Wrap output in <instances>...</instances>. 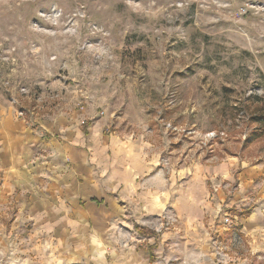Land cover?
<instances>
[{
    "label": "rangeland",
    "instance_id": "rangeland-1",
    "mask_svg": "<svg viewBox=\"0 0 264 264\" xmlns=\"http://www.w3.org/2000/svg\"><path fill=\"white\" fill-rule=\"evenodd\" d=\"M254 104H264V0H0V117L105 124L155 162L154 189L201 200L203 224L226 229L223 252L249 264L240 219L264 216V135L247 142ZM3 199L0 264H74L14 194ZM175 218L164 211L144 234L180 232Z\"/></svg>",
    "mask_w": 264,
    "mask_h": 264
},
{
    "label": "crops",
    "instance_id": "crops-1",
    "mask_svg": "<svg viewBox=\"0 0 264 264\" xmlns=\"http://www.w3.org/2000/svg\"><path fill=\"white\" fill-rule=\"evenodd\" d=\"M76 122L25 124L11 113L0 117V200L14 194L40 237L71 263L249 264L223 252L226 229L211 217L203 224L201 200L190 202L187 190L174 199L172 191L152 187L157 166L131 152L134 144L104 134L105 124ZM167 210L180 232L155 228L145 235L153 229L145 225L155 218L157 226ZM240 225L253 264H264V216L244 217ZM213 238L222 242L216 247ZM218 251L225 262L218 261Z\"/></svg>",
    "mask_w": 264,
    "mask_h": 264
},
{
    "label": "trees",
    "instance_id": "trees-1",
    "mask_svg": "<svg viewBox=\"0 0 264 264\" xmlns=\"http://www.w3.org/2000/svg\"><path fill=\"white\" fill-rule=\"evenodd\" d=\"M250 102H254L250 99ZM255 105V104H254ZM251 123L255 124L256 127L251 131L247 142H254L264 135V104L263 106L255 105L253 110L248 114Z\"/></svg>",
    "mask_w": 264,
    "mask_h": 264
},
{
    "label": "built area",
    "instance_id": "built-area-1",
    "mask_svg": "<svg viewBox=\"0 0 264 264\" xmlns=\"http://www.w3.org/2000/svg\"><path fill=\"white\" fill-rule=\"evenodd\" d=\"M225 223H228V219L227 218L225 219Z\"/></svg>",
    "mask_w": 264,
    "mask_h": 264
}]
</instances>
